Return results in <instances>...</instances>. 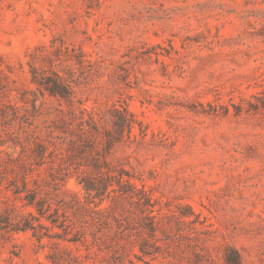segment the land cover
Here are the masks:
<instances>
[{"label": "rangeland", "instance_id": "374dc122", "mask_svg": "<svg viewBox=\"0 0 264 264\" xmlns=\"http://www.w3.org/2000/svg\"><path fill=\"white\" fill-rule=\"evenodd\" d=\"M51 69L75 91L62 105L78 116L66 122L56 97L33 81ZM81 109L97 129L79 127ZM119 111L132 118L131 131ZM51 120L73 140L63 145L46 214L65 212L76 224L116 206L108 214L118 220L101 227L114 245L102 254L146 264L131 249L142 254L139 241L157 239L145 226L151 215L173 209L179 218L168 220L171 236L145 256L150 263L180 264L197 243L227 241L244 264H264V0H0V158L37 166L25 130L44 138ZM121 173L130 180L124 193ZM103 179L109 186L98 195L88 181ZM147 196L154 208L138 203ZM7 211L40 216L2 187L0 214ZM40 222L42 238L0 228V264L74 263L73 254L86 253L68 239L74 224Z\"/></svg>", "mask_w": 264, "mask_h": 264}, {"label": "trees", "instance_id": "16d2710c", "mask_svg": "<svg viewBox=\"0 0 264 264\" xmlns=\"http://www.w3.org/2000/svg\"><path fill=\"white\" fill-rule=\"evenodd\" d=\"M38 71L36 70V75L33 77V81L37 84V88L41 91L42 94L47 92L53 97H56L58 100V106L56 110L60 114V117L63 118V121H68L69 119H74L78 116L75 110L72 108H64L63 100L67 103H72L75 97V91L73 85L68 76H65L56 69H51L49 74H40L38 76ZM82 116L79 117V127L82 130L85 129H97L98 122L97 118L86 109L80 110ZM124 119L125 124L129 127V130L132 129V118L128 113H123L119 111ZM88 114V117L85 114ZM68 116V117H67ZM48 121V120H47ZM46 121V122H47ZM46 127L48 128L47 136L41 138L35 130H25L28 136V140L34 143L31 148V156L35 158V164L30 163L28 167H11L8 159H11L12 154H7L6 157L0 158V189L5 187L7 190H11L16 198L23 200V206H33L39 213L40 216L35 215L32 211L29 213H19L15 216L11 211H7L4 214H0V228H12L13 230H28L32 229L34 235L38 238H42V234L38 231V227H47L43 225L40 220L41 216H46L51 218L54 223H57L58 226L66 229L74 224L72 229L73 235L67 237L70 241L74 242L79 248V244L84 246L86 253L82 254H73L72 260L74 263L65 262L63 260L53 259L56 264H96V259H100L102 264H127L125 257L127 254L118 252L119 254L107 255L103 253L105 249L111 248L114 243L112 237L104 236L105 232L101 227L111 225L109 217H113L118 220L117 216L112 213L108 214L109 209L115 211L116 206L110 205L108 208H99L92 209L93 215L87 217L84 215L82 221L75 224L74 220L70 218L65 212L63 213V219H60L59 214L57 217H53V213L46 214V211L52 208L51 203L48 202L47 194L52 188L54 181L59 179V174L63 171L62 169V160H63V145L69 140L72 141L73 137L70 138L68 134L62 135L56 133V130L59 129L54 120L47 123ZM81 138V137H80ZM48 164V166H45ZM42 167V168H41ZM30 174H32L30 176ZM129 179H126L121 173L118 177V182L121 184V189L123 185L130 183ZM90 186H95L94 189L97 190L98 195H102V189L108 188L109 183L106 180L102 181L101 185H98L91 180L88 181ZM132 185V184H131ZM130 186V185H129ZM93 187L86 185V190H92ZM54 190V189H53ZM8 199L10 196L7 195ZM103 201V198H101ZM142 207H151L154 208V203L151 202V198L147 196L144 202H138ZM17 205L12 203L11 209L17 210ZM190 208V207H189ZM155 209H151V212H154ZM162 219L158 220L157 215H151V221L145 225L148 227V232L150 236L157 238L153 243L149 239L143 238L142 241H139V249L142 254H138L131 249V252L137 256L140 260L146 262V264H152L150 261L145 259V256H152L155 252L163 251L162 245H157L158 240H163L168 242L170 235L168 230L169 221L172 218H179V215L175 210L170 209L168 212H159ZM181 215H184L182 213ZM167 221H165V220ZM38 221L36 224L35 222ZM196 221V220H194ZM71 222V223H70ZM203 223V221H201ZM48 228V227H47ZM160 229L164 237L159 238L157 236V229ZM205 231L210 232L209 229H204ZM89 234L92 235V238L89 237ZM188 240H192V237H186ZM198 239L205 241L206 238L198 237ZM191 243H188L190 246ZM150 246L155 247L154 250L150 249ZM95 247H97L95 249ZM89 260L91 263H89ZM180 264H244L243 256L238 248L231 245L227 241L220 242L217 248H210L208 246H201L198 243L193 245V250L191 254L183 253L181 256ZM129 264H137L131 257H128Z\"/></svg>", "mask_w": 264, "mask_h": 264}]
</instances>
